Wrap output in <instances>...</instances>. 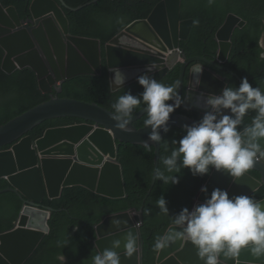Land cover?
I'll use <instances>...</instances> for the list:
<instances>
[{
  "label": "water",
  "instance_id": "1",
  "mask_svg": "<svg viewBox=\"0 0 264 264\" xmlns=\"http://www.w3.org/2000/svg\"><path fill=\"white\" fill-rule=\"evenodd\" d=\"M15 1H32L31 17L23 21L15 7L5 8L0 2V45L6 52L2 65L5 73L11 75L26 68L34 70L45 94H53L55 89L63 93L64 84L72 78L104 74L102 41L73 35L70 20L64 10V6L77 11L86 5L71 7L66 0H60L63 6L56 0ZM181 7L182 0H162L147 19L132 22L111 40L107 46L111 81L113 71L117 68L127 77L123 87L112 85L114 92L137 82V77L147 72L146 65L150 63L155 62L160 70L147 74L158 82L173 69L180 55L181 41L189 38L194 25L193 19L182 20ZM243 23L240 17L229 14L217 32L220 44L217 60L209 61L200 56L186 58L181 65L180 95L189 64L203 60L221 68V63L228 60L231 52L234 29ZM166 57L169 58L168 65L164 64ZM196 66L191 69V87H196V77L200 76L194 72ZM208 80L211 88L208 87ZM225 86L226 82L208 69L203 76L201 92L188 89L184 106L201 112V119L206 109L193 107V102H190L192 95L219 94ZM111 113L98 104L54 97L0 127V179H9L13 186L0 192L16 190L24 195V202L29 205L24 213L27 217L22 227L0 237V264H26L35 254L51 230L48 225L50 213L34 207H43L40 205L47 196L58 199L65 189L74 186H83L113 199L126 196L117 142L143 146L142 142L148 139L150 129H138L135 126L147 114L144 110L132 117L129 125L133 128L132 132L118 129ZM61 118H78L88 123L50 129L36 142L33 136H28L42 124ZM196 121L182 114H170L168 127L183 129L185 124L191 125ZM164 134L161 132L162 137ZM84 139L87 140L79 147L83 161L102 168H91L70 159L69 155L76 153V146ZM12 144L15 145L11 150H1ZM150 146L155 148L156 169L161 159V141ZM252 169L259 172L261 182L246 174L233 182L227 172L214 170L205 185L207 192L201 191L198 202H204L215 188L226 190L230 197L256 191L264 184V159ZM87 174H91V177L86 178ZM153 183L154 188L157 181ZM133 215L131 211L109 216L98 226L97 244L101 251L111 247L112 240H123L125 231L130 229L136 233L138 251L131 258L123 255V244L116 249L121 253V264H143L142 237L137 224L143 221V212L135 218ZM113 219L127 221V226L122 223L118 230L112 224ZM238 259L264 264V257L256 259L247 249L241 251ZM157 264H203V261L197 257L196 249L190 242L177 241L160 250Z\"/></svg>",
  "mask_w": 264,
  "mask_h": 264
},
{
  "label": "trees",
  "instance_id": "2",
  "mask_svg": "<svg viewBox=\"0 0 264 264\" xmlns=\"http://www.w3.org/2000/svg\"><path fill=\"white\" fill-rule=\"evenodd\" d=\"M60 3V0H56ZM94 0H66L73 7L86 5ZM162 0H100L75 11L64 7L71 21L72 33L76 36L100 39L104 48V74L102 76L83 75L67 81L64 92L55 94L61 98L77 99L97 103L113 111L112 105L119 96L131 91L139 95L143 87L136 83L126 89L114 93L111 85L106 46L131 22L146 19L155 6ZM4 7H15L22 20L31 17L32 1L0 0ZM234 12L247 20L243 28H237L233 36L234 47L226 65L239 76L247 77L253 86L264 90V52L261 39L264 35V0H215L211 6L207 0H182V19H194L191 34L181 42V47L187 56H204L215 59L219 48L216 33L229 13ZM5 57L0 47V127L9 121L46 103L53 94H45L40 87V80L35 71L30 68L18 70L12 75L2 70ZM193 64V63H192ZM180 65L176 66L162 81L165 85L175 84L179 87L181 73ZM219 71V70H218ZM230 86L236 87L240 81L233 74L222 71ZM171 103V101H169ZM144 109L142 104L134 114ZM173 113H182L196 117L191 111L181 106ZM133 114V115H134ZM254 113L245 117L244 124H250ZM145 115L135 123L136 127H144ZM85 123L78 118H61L48 121L37 127L30 135L35 139L44 136L50 128ZM183 129L170 126L164 134L161 144V160L159 168L164 170L163 159L169 156L177 145L173 139L184 135ZM121 145L120 161L127 189V198L112 200L98 195L84 187H74L65 190L62 198L51 200L47 198L44 206L55 209L50 222L52 232L47 236L35 255L26 264H61L59 257H65L66 264H92V257L97 253V225L105 217L122 213L131 209L150 208L151 214L145 216L141 228L143 240L144 264H156L159 251L154 250L155 238L164 234L172 225V217L182 208H192L197 195L210 174L193 176L188 169H183L179 183L165 185L157 181L152 193L153 173L155 171V148L150 151L143 146L133 144ZM6 147L4 149H9ZM213 171V170H212ZM211 171V172H212ZM257 175V174H255ZM11 187L7 179H0V191ZM163 195L167 200L170 215L164 216L157 207V199ZM256 199L264 197V189L255 194ZM25 202L22 196L14 191L0 194V234L16 227ZM67 241V246L61 247L60 242Z\"/></svg>",
  "mask_w": 264,
  "mask_h": 264
},
{
  "label": "clouds",
  "instance_id": "3",
  "mask_svg": "<svg viewBox=\"0 0 264 264\" xmlns=\"http://www.w3.org/2000/svg\"><path fill=\"white\" fill-rule=\"evenodd\" d=\"M207 3L209 6H211L215 3V0H207ZM89 4L92 3L89 2L88 5ZM61 6H63V4H61ZM69 9L71 10L70 7ZM181 13H182V7H181ZM231 14L240 17L244 22L242 25H237L234 29L231 38V42L233 44L232 49H233L234 47L233 36L235 34V31L237 28L245 27L247 24V20L244 19L242 16L238 15L237 13L231 12ZM228 16L226 17L225 21L227 20ZM23 21H27V20H23ZM225 21L220 26V28L224 25ZM216 39L219 44L217 33H216ZM261 44L264 47V35L261 39ZM107 46H106V53H107ZM0 47L4 50V48L1 45ZM219 49H220V44L215 59H208L207 57L200 55H196V56L206 58L209 61H214L217 60L219 56ZM231 52L228 60L230 59ZM103 53H104V48H103ZM5 56H6V52H5ZM191 57H195V56H191ZM186 58H190V57L186 55V53L183 51L181 47L179 58L173 69L178 65H180L181 68V65L185 62ZM260 58L264 59V52L260 53ZM228 60L225 63H221L222 64L221 68H218L208 63L207 61H203V60H197L191 62L186 69L181 95L179 93L180 90L177 85L175 84L165 85L161 83V81L173 69L160 82H158L155 78L147 74V72L160 70L155 62L150 63L146 65L147 72L143 75L138 76L137 82L130 85L132 86L136 83H139V85L143 87L142 93H140L139 95H133L131 91H127L125 94L119 96L117 101L112 105L113 111L111 113V118L116 122L115 126L118 129L126 132L133 131V128L129 127V125L131 124L132 117L135 115L134 112L136 109L140 108L142 104L144 105V109L142 110H144L147 113L146 114L147 118L144 120V127L149 128L150 131L148 132V139L143 141L142 144L144 149L147 151H150V147H153L150 146L151 144H157L160 141H162V138L164 136L162 137L161 132L167 133L169 131L170 126L168 127V121L170 118V114H182V113H173L175 109L181 106L182 108L191 111L193 115L196 114V117H190L186 114H182L190 117L191 119H195L198 121L193 122L191 125L185 124L183 126V131L185 134L178 140L177 139L172 140V144L177 145V147L173 148L170 155L166 156L163 159L164 170H161L159 167L155 169L153 173V181H161L165 185L177 184L179 183L180 175L183 174V169L186 168L191 172L193 176H204L211 173L208 180L210 179L214 170H216L217 172H227V174L232 177L233 182H235L237 179L242 177L244 174L261 182V175L257 170H254L252 168L257 162L259 163L261 159H264V143H261V141H264V90H262L260 87L253 86V84L249 82L247 77L241 78L237 72H235L232 68L226 65ZM168 61L169 58L166 57L164 60V64L168 65ZM107 62L109 66L108 54H107ZM194 65H197L194 68V72L196 74H200V76L197 75L196 77V87H191V85H189L191 80V69ZM208 69L213 71L217 76L223 79L226 82V86L222 89V91L219 94L211 93L205 96L203 93H201L200 96L192 95L190 100V102H193L192 106L193 107L201 106L204 109H206L204 111L202 118L199 119L201 116V112L198 113L193 109L185 107L184 103L188 96V91H189L188 89L201 92L200 86L202 84L203 76L205 74V71ZM220 70L222 71L225 70L233 74L235 77H237V79L240 81L239 85L236 87L230 86V83L227 81V77L223 75L220 72ZM113 72H114V76L112 78L111 85H114L115 87H123L127 79L125 73L118 68ZM109 73H110V67H109ZM110 79H111V74H110ZM40 87H41V82H40ZM208 87L211 88L210 80H208ZM55 91H57V89H55ZM55 91L53 93L52 99L54 97L55 98L60 97L57 94H55ZM63 99H69V98H63ZM196 99L197 102L195 101ZM73 100H77V99H73ZM169 101H171V103H169ZM83 102H87V101H83ZM92 104H97V103H92ZM249 113H254L251 123L244 124L245 117L249 115ZM85 123L88 122L85 121ZM85 123H79V124H85ZM79 124H74V125H79ZM74 125L60 126V127H71ZM60 127H54V128H60ZM30 134H28V136H32ZM44 136H41L37 139H35L33 136V138L35 139L36 142L38 139L43 138ZM86 140L87 139H84L80 144L76 146V153L74 155H69L70 159L72 161H75V163L86 165L91 168H98V167L102 168L103 166H98L96 164H90L83 161L79 151V147ZM149 141H151L152 143H149ZM119 144H125V143L117 142V145L118 147H120V151H121V145ZM14 145L15 144L5 146L1 150H11ZM9 146H10L9 149H4ZM161 149H162V144H161ZM110 156L111 155L107 156L106 158L109 159ZM119 162L121 163L120 153H119ZM90 177L91 174H87L86 178H90ZM123 177H124V173H123ZM1 179H7V178H1ZM7 180L10 182L9 179ZM153 181H152V188L149 191V195L152 193L153 184H154ZM207 182L203 186H201V190L197 195L195 202L193 204L194 206L191 209L188 207H184L178 213L174 214L171 221L172 225L167 229V231L164 234L159 235L155 238V243L153 247L155 251H159L157 254V259L160 250L169 247L170 245L176 243L177 241H185V242H190L195 247L196 255L201 261H203V264H221V263L222 264H255L250 261H240L238 257L240 256L241 251L244 249H247L250 255L256 259H260L264 257V197L261 199H256L254 197L255 194H258L261 190L264 189V184L258 187L256 191L251 192L249 194L233 195L231 197L229 196V193L226 190L215 188L211 192L210 197H207L204 200V202L199 203L197 199L201 191L205 193L207 192V188L205 186ZM124 183H125V179H124ZM74 187H83V186H74ZM74 187H70V188H74ZM10 188H13L12 184ZM12 191L20 194L22 198L25 200L23 194L17 192L16 190H12ZM125 191H126V196L123 197L122 199L127 198L126 184H125ZM5 193L8 192H0V194H5ZM47 198L50 197L47 196L46 199ZM106 198L112 200H122V199H113L110 197H106ZM51 200H57V199H51ZM44 202L40 205L43 207H39V206H34V207L50 213L48 225L50 226L51 230L50 232L47 233L45 237L46 239L47 236L52 232V227L50 222L52 220L55 211L50 210L54 208L44 206ZM167 203L168 202L163 195H161L156 201L160 213L163 214L164 216L170 215V211L167 206ZM28 206L29 205L25 203L24 209L22 211V215L19 221L17 222L16 227L10 231L1 233L0 237L2 235L12 233L22 227V224L25 222V219L27 217L24 213ZM131 211L134 212V215L132 216L134 218L135 216H138L140 212H143V221L137 223L141 231V228L144 225L145 216L150 215L152 210L150 208H143L141 210L131 209L125 212H131ZM113 215L115 216L117 214L113 213L109 216H113ZM109 216L105 217L104 221ZM122 223L125 226H127V221H121L119 219H113L112 221L113 226L116 227L118 230L120 229V225ZM99 225H97V236H98L96 239L97 253L92 257V264H121V253L116 251V249H119L122 244H123V255L126 258H131L135 253H137L138 251L137 235L135 232H133L130 229L124 232L123 240L114 239L111 242V247H106L103 249V251H101L97 244V241L99 239V233H98ZM141 237H142V233H141ZM45 239L43 240V242L45 241ZM59 246L61 247L67 246V241L60 242ZM142 253H143V240H142ZM59 259L61 261V264H66L65 261L66 259L63 255L59 257ZM157 259H156V264H157ZM29 260L27 261V263L29 262ZM143 264H144V259H143Z\"/></svg>",
  "mask_w": 264,
  "mask_h": 264
}]
</instances>
